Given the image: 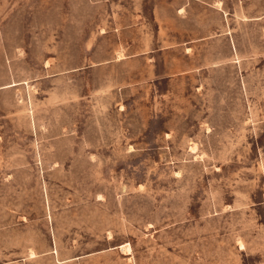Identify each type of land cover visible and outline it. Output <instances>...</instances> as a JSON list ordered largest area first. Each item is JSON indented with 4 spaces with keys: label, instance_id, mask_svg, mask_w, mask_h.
<instances>
[{
    "label": "rangeland",
    "instance_id": "obj_1",
    "mask_svg": "<svg viewBox=\"0 0 264 264\" xmlns=\"http://www.w3.org/2000/svg\"><path fill=\"white\" fill-rule=\"evenodd\" d=\"M0 264H264V0H0Z\"/></svg>",
    "mask_w": 264,
    "mask_h": 264
}]
</instances>
